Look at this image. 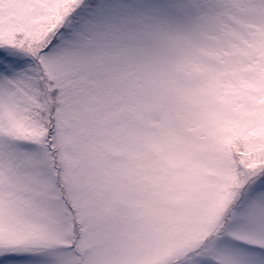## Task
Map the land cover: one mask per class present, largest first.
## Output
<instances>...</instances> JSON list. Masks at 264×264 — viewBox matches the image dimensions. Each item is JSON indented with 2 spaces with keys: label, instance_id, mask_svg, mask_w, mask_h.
Wrapping results in <instances>:
<instances>
[{
  "label": "snow or ice",
  "instance_id": "obj_1",
  "mask_svg": "<svg viewBox=\"0 0 264 264\" xmlns=\"http://www.w3.org/2000/svg\"><path fill=\"white\" fill-rule=\"evenodd\" d=\"M0 264H264V0H0Z\"/></svg>",
  "mask_w": 264,
  "mask_h": 264
}]
</instances>
